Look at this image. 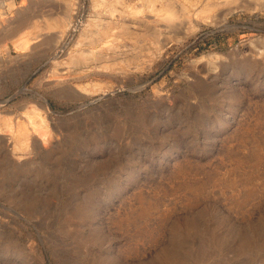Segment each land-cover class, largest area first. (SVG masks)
<instances>
[{
    "label": "rangeland",
    "instance_id": "rangeland-1",
    "mask_svg": "<svg viewBox=\"0 0 264 264\" xmlns=\"http://www.w3.org/2000/svg\"><path fill=\"white\" fill-rule=\"evenodd\" d=\"M0 264H264V0H0Z\"/></svg>",
    "mask_w": 264,
    "mask_h": 264
},
{
    "label": "bare ground",
    "instance_id": "bare-ground-1",
    "mask_svg": "<svg viewBox=\"0 0 264 264\" xmlns=\"http://www.w3.org/2000/svg\"><path fill=\"white\" fill-rule=\"evenodd\" d=\"M105 36V35H104Z\"/></svg>",
    "mask_w": 264,
    "mask_h": 264
}]
</instances>
